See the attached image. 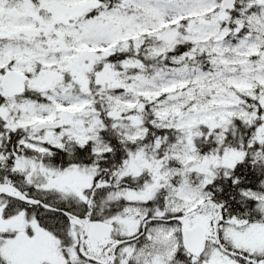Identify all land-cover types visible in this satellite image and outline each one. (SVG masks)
Wrapping results in <instances>:
<instances>
[{"label": "snow or ice", "instance_id": "snow-or-ice-1", "mask_svg": "<svg viewBox=\"0 0 264 264\" xmlns=\"http://www.w3.org/2000/svg\"><path fill=\"white\" fill-rule=\"evenodd\" d=\"M0 264H264V0H0Z\"/></svg>", "mask_w": 264, "mask_h": 264}]
</instances>
